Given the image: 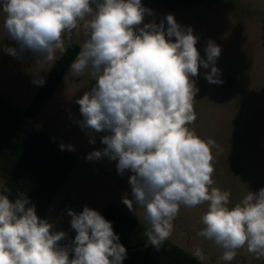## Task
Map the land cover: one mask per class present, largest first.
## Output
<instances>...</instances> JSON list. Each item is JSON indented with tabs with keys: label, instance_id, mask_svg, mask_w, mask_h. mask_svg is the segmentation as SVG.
Wrapping results in <instances>:
<instances>
[{
	"label": "clouds",
	"instance_id": "obj_1",
	"mask_svg": "<svg viewBox=\"0 0 264 264\" xmlns=\"http://www.w3.org/2000/svg\"><path fill=\"white\" fill-rule=\"evenodd\" d=\"M0 13L3 30L18 45L4 51L17 59L30 52L37 65L53 61L65 39L82 33L71 71L76 77L87 73L94 84L75 101L82 116L77 123L90 143L94 134L106 133L105 147L86 159L107 157L117 161L118 174L131 173V198L125 194L122 203L130 211L143 209L150 245L160 250L169 239L181 206L206 203L197 235L222 249L225 264L245 247L264 257V188L231 204L230 191L212 187L216 141L190 127L197 119L193 78L200 67L211 69L204 73L208 83H223L216 67L220 46L209 40L202 58L191 27L172 14L165 17L167 26L164 20L144 23L153 12L141 0H0ZM6 192L0 191V264H123L127 258L112 222L98 211L69 209L76 235L62 246L64 231L38 217L27 196L13 200ZM195 255L205 259L199 247Z\"/></svg>",
	"mask_w": 264,
	"mask_h": 264
},
{
	"label": "rangeland",
	"instance_id": "obj_2",
	"mask_svg": "<svg viewBox=\"0 0 264 264\" xmlns=\"http://www.w3.org/2000/svg\"><path fill=\"white\" fill-rule=\"evenodd\" d=\"M141 2L153 12L152 16L145 15L144 23L154 20L159 24L164 20L167 26L165 17L172 14L178 24L191 27L198 37L196 47L202 58L206 59L205 47L209 40L220 46L216 67L221 70L223 83H208L204 73L211 69L200 67L199 75L193 78L199 89L194 103L197 119L190 127L201 138H212L218 145L213 149L212 187L230 191L231 204L239 202L247 191L258 192L264 188V0H204L174 9L167 8L161 0ZM3 19L0 13V96L22 112L38 87L34 80L44 79L62 52L58 51L53 61L39 65L30 52H25L20 59L7 54L5 47L18 45L7 37ZM71 42L80 49L82 33L74 32L70 40L65 39L64 48ZM93 84L87 73L73 76L70 66L34 121L53 141L71 144L75 149L70 152L76 157V168L44 214L38 216L52 223L53 230L67 234L60 242L62 246L76 234L67 215L69 209L78 214L88 206L100 213L106 205L113 204L149 227L143 209L130 211L122 203L125 194L131 198V173L121 176L117 161L107 157L86 159L93 150L105 147L101 137L106 133L94 134L95 143H90V136L77 123L82 116L75 101ZM2 181L0 174V184ZM206 209V203L194 208L181 206L168 240L195 257V249L199 247L205 253V259L201 260L205 264H225L220 259L222 249L197 235L203 227L201 217ZM263 259L256 258L245 247L238 250L230 264H264Z\"/></svg>",
	"mask_w": 264,
	"mask_h": 264
},
{
	"label": "trees",
	"instance_id": "obj_3",
	"mask_svg": "<svg viewBox=\"0 0 264 264\" xmlns=\"http://www.w3.org/2000/svg\"><path fill=\"white\" fill-rule=\"evenodd\" d=\"M161 1L174 9L204 0ZM78 52L75 42L67 46L23 114L0 96V174L3 176L0 191L7 189L5 194L13 200L24 194L30 205H35L38 216H42L75 166L76 157L68 150H61L57 142L35 126L34 119ZM101 215L112 222L119 242L127 249L123 264H205L168 240L157 250L145 235L148 227L113 204L106 205Z\"/></svg>",
	"mask_w": 264,
	"mask_h": 264
},
{
	"label": "crops",
	"instance_id": "obj_4",
	"mask_svg": "<svg viewBox=\"0 0 264 264\" xmlns=\"http://www.w3.org/2000/svg\"><path fill=\"white\" fill-rule=\"evenodd\" d=\"M70 44V43H69ZM68 44V45H69ZM67 45V46H68ZM67 46H66V48H67ZM65 48V49H66ZM65 51V50H64ZM64 51L61 53V55L57 58V60L54 62V64L51 66V68H50V70L48 71V73L46 74V76H45V78L43 79L44 81L47 79V77H48V75H49V73H50V71H51V69L54 67V65L57 63V61L59 60V58L62 56V54L64 53ZM79 51H80V49H79ZM79 53V52H78ZM78 53H77V55H78ZM77 55L75 56V58H74V60L76 59V57H77ZM74 60L72 61V63L74 62ZM72 63H71V65H72ZM70 65V66H71ZM70 66H69V68H70ZM68 68V69H69ZM67 69V70H68ZM66 73V72H65ZM65 75V74H64ZM64 75H63V77H64ZM62 77V78H63ZM62 78H61V80H62ZM61 80L59 81V83L61 82ZM59 83L56 85V87H55V89L53 90V92L50 94V96L48 97V99L46 100V102L44 103V105H43V107L41 108V110L39 111V113L36 115V117H35V119H34V121L36 120V118L40 115V113L45 109V107L47 106V104L49 103V101H50V99H51V97H52V95H53V93H54V91L56 90V88L58 87V85H59ZM42 86H38L37 87V89H36V91H35V93H34V96L32 97V99L30 100V102H29V104L24 108V110L22 111V112H20V111H18L16 108V110L20 113V114H23L25 111H26V109L28 108V106L30 105V103L32 102V100H33V98L36 96V94L38 93V91L40 90V88H41ZM2 97V96H1ZM6 99V98H5ZM7 101V100H6ZM8 102V101H7ZM9 103V102H8ZM10 104V103H9ZM12 107H13V105L12 104H10ZM49 137V136H48ZM50 140H52L51 138H50ZM53 141V140H52ZM55 142V141H54ZM59 145H61L60 143H58ZM76 168V164H75V166L73 167V169L71 170V172L68 174V176L65 178V180H64V182L62 183V185L60 186V188H59V190L61 189V187L66 183V181L68 180V178L71 176V174H72V172L74 171V169ZM3 182V181H2ZM2 184V183H1ZM0 184V185H1ZM58 190V191H59ZM58 191H57V193H58ZM56 193V194H57ZM55 194V195H56ZM55 195L53 196V198L55 197ZM53 198L51 199V201H50V203L52 202V200H53ZM50 203H49V205H50ZM48 205V206H49ZM48 206H47V208H48ZM106 207V206H105ZM104 207V208H105ZM46 208V209H47ZM103 208V209H104ZM46 209H45V211H46ZM44 211V212H45ZM103 211V210H102ZM102 211L100 212V214L102 213ZM123 211V210H122ZM44 212H43V214H44ZM125 212V211H124ZM126 213V212H125ZM42 214V215H43ZM128 214V213H127ZM129 215V214H128ZM131 216V215H130ZM132 217V216H131ZM134 218V217H133ZM135 219V218H134ZM137 221H139V220H137ZM140 222V221H139ZM140 223H142V222H140ZM142 224H144V223H142ZM145 225V224H144ZM145 226H147V225H145ZM148 227V226H147ZM149 228V227H148ZM73 238V237H72ZM169 242H171L173 245H175V246H177V247H179L180 249H182V250H184L183 248H181L180 246H178L177 244H175L174 242H172L171 240H168ZM185 252H187L188 254H190V255H192V253L191 252H188V251H186V250H184ZM203 254H205L204 252H203ZM193 257H195L194 255H192ZM195 258H197V257H195ZM198 259V258H197ZM199 260V259H198ZM201 261V260H200ZM202 262V261H201ZM203 263V262H202Z\"/></svg>",
	"mask_w": 264,
	"mask_h": 264
}]
</instances>
